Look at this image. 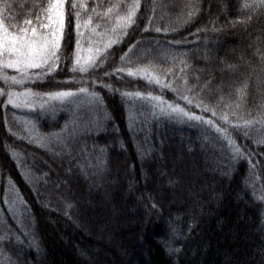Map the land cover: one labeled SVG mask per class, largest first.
Listing matches in <instances>:
<instances>
[{
  "label": "trees",
  "instance_id": "trees-1",
  "mask_svg": "<svg viewBox=\"0 0 264 264\" xmlns=\"http://www.w3.org/2000/svg\"><path fill=\"white\" fill-rule=\"evenodd\" d=\"M62 10L48 61L0 66V264H264V0ZM56 17L0 0L28 42Z\"/></svg>",
  "mask_w": 264,
  "mask_h": 264
},
{
  "label": "rangeland",
  "instance_id": "rangeland-1",
  "mask_svg": "<svg viewBox=\"0 0 264 264\" xmlns=\"http://www.w3.org/2000/svg\"><path fill=\"white\" fill-rule=\"evenodd\" d=\"M62 8L63 0H57V20L56 23L54 22V28L52 29V34L54 35L53 41L47 40L51 38L52 35L47 37V39H40L37 42H28L9 35L0 26V66L18 73L39 66L45 61H48L51 55V50L56 46L61 33L63 25ZM90 58V55L87 54L86 57L83 58V62H89ZM12 82H15L14 74ZM58 100H62V98ZM9 103L22 110H31L35 105L41 104V102L32 97L31 94L23 91H15V93H11ZM166 110L179 114V111L176 109L166 107Z\"/></svg>",
  "mask_w": 264,
  "mask_h": 264
}]
</instances>
